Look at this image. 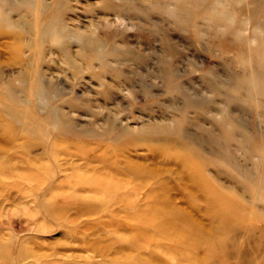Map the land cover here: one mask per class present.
<instances>
[{
	"label": "rangeland",
	"instance_id": "1",
	"mask_svg": "<svg viewBox=\"0 0 264 264\" xmlns=\"http://www.w3.org/2000/svg\"><path fill=\"white\" fill-rule=\"evenodd\" d=\"M178 1L110 0L119 5V13L103 11L101 0L69 1L64 21L73 32L114 33L106 50L118 49L108 63L120 77L115 83L106 75L104 84L93 77L81 64L76 43L69 45V56L48 46L41 68L48 81L59 83L55 93L67 94L46 106L37 101L30 106L38 118L49 107H59L72 134L51 132L48 124H41L44 134L29 135L8 118L0 101V162L13 155L17 164L13 173L0 171V247L10 254L6 264H186L190 258L191 264H222L221 256H207L200 240L188 241L189 246L175 239L163 217L139 225L156 217L154 199L159 195L164 205L182 208L203 233L214 235L223 226L216 203L205 198L189 175L184 160L191 152L188 146L205 156L207 178L242 204L246 223L238 240L249 248L242 254L234 247L226 263L264 264V64L257 53H249L257 44L254 25L263 19L258 13L250 20L241 11V24L226 25L206 13L212 1L195 16L180 10ZM258 6L264 0H255L251 8ZM260 37L264 39V27ZM14 39L13 34H0L1 84L17 79L29 63L27 48L19 56L12 50ZM72 62L81 69L76 76ZM104 85L118 96L103 98ZM74 94L87 99L88 113L73 111L62 101ZM185 116V147L156 137L134 142L112 138L121 127L137 133ZM87 130L100 135L80 137L78 132ZM226 133L238 140L247 135L250 141L243 148L227 140ZM58 138L69 147L65 151L58 145L60 155L49 158L50 184L23 177L27 165L17 159L30 158L34 166L48 162ZM106 173L120 183L111 196L72 182L77 174L91 179ZM185 190L194 192L193 201ZM237 223L232 220L229 227Z\"/></svg>",
	"mask_w": 264,
	"mask_h": 264
},
{
	"label": "bare ground",
	"instance_id": "2",
	"mask_svg": "<svg viewBox=\"0 0 264 264\" xmlns=\"http://www.w3.org/2000/svg\"><path fill=\"white\" fill-rule=\"evenodd\" d=\"M7 1L8 0H0V34H13L15 39L11 46L12 50L17 56H19L21 51L27 48L30 51V59L26 69L17 79L2 82V84L0 82V101L4 106V110L7 111L6 115L9 119L18 123L22 128L21 130L29 135H37L38 133V135L44 134L41 124H48L51 132H56L65 136L72 134V127L63 118V114L59 107H49L40 118H38L37 116H34V111L30 106L31 101H37L39 104L46 106L49 103L51 104L53 100H56L54 98L57 96L63 97L67 94H62V92L59 94L55 93L59 83H55V81L54 83L50 82L45 78L44 72L41 68L44 63V54L50 45V48L60 50L65 56H69V45L71 43H76L79 48L78 58L81 61V64L87 68L93 77L97 78L104 84V77L109 75L113 77L115 83H118L120 80L119 73L115 72L112 66L108 63V59L110 57H117L119 51L117 48L106 50V47H108L107 44L114 39V33L108 31L88 32L87 34H79L77 31L73 32L68 28L64 21L65 14L69 10L70 0H51L49 2H47V0H11L10 4H5ZM165 1L163 0L164 3H167V0ZM206 1H212L214 3L211 9L205 10L206 13L209 12L208 14H211L218 23L226 25L234 24L233 22L241 24L242 22L239 19L241 11H245L250 20L255 18L258 13L261 14L263 19L262 22L260 24H255L253 29L254 38L256 39L257 44L253 49L251 48L252 50L248 49V51L251 50L249 53H257L260 61L264 64V39L261 40L262 37H260L262 28L264 27V6H262V8L261 6L251 8L255 0H180L178 3H181L178 7L181 8L180 10L185 11V13L188 11L195 16L194 13L197 14L201 9H204L202 7ZM244 1H248L246 2V6H243L242 2ZM111 2L110 0H101V9L103 11L119 13V5L118 9L117 5L115 6ZM174 3L176 4V2ZM237 4H241V6L237 7ZM159 5H162L161 2ZM174 11H176V8ZM179 15L180 14H178V16ZM190 16L187 17L189 18ZM24 39H27L26 43L23 42ZM238 43L240 44L239 41ZM71 67L73 68L75 76L81 72L80 66L76 63L72 62ZM104 86V90L100 93L103 98L111 100L114 99V96H118L116 95V92L112 94L107 85ZM62 101H64V103L73 111L84 110V112L88 113V101L85 98H80L79 95L74 94ZM25 119H27L28 122H24ZM186 120L185 116L174 120L172 125H150L144 131L137 133L129 131L126 127H121L119 132L114 137L112 136V138L114 141L119 139L127 140L130 138V140L134 142L145 137H156L160 140L169 141V144L172 146L181 145L185 147L189 145L187 141L185 142L187 139L185 133H183L184 130L182 129V125L183 123H186ZM78 133L80 134V137L88 136V133L95 138L100 135L94 130L79 131ZM223 136L227 140H234L243 148L246 147L250 141L247 135L244 137L242 136L239 140L234 139V135L231 133H226ZM64 143V139L61 138L52 142V152L47 156L49 161H51L49 158L52 159L53 157L60 155L58 153L59 150L56 149L58 145L63 146L65 151L68 150L69 144L65 145ZM77 147H81V145L78 144ZM188 148L191 149V152L184 156V160L186 159L187 165H189V175L197 180L196 187L205 194V198L210 203H216L215 213L218 222L223 226L220 227V229L216 227L217 233L214 235L203 233L200 226H198L193 220L189 219L182 208L169 204L164 205L162 201L159 200V195L157 196V199H154L156 202L154 207L156 217L153 219H145L139 223V225L143 228L148 223H154L157 217H163L164 225L174 231L173 236L175 239L181 242L187 241V245L189 246L190 243L188 241L194 242L200 240L204 243L206 252L209 253L207 256H212L213 254L219 255L221 256L219 262L222 264H228L226 261H228L234 247L240 248L242 250V252L240 250V253L242 254H245L249 248L245 243L243 246H240L241 240H238V234H241V232L245 230L244 224L246 223V218L240 208L242 204L237 201L234 202L227 194L223 193L221 189L218 188V185L207 178L203 173L204 166L206 165V162L204 161L205 156L201 153L197 154V151H192L193 148H191V146H188ZM28 151L29 148L23 149L25 155ZM62 152L65 153L64 151ZM1 153L2 150L0 149V154ZM172 155L173 157H178L175 153L170 154V156ZM13 159L14 156L11 155L7 158L5 157V159L0 162V171L2 173L10 174L15 171L17 164L16 162H13ZM30 160L32 159L29 158V161ZM223 160L227 165L230 164L226 158H223ZM17 161L22 162L23 164L26 163L27 165L23 177L31 178L40 183L50 184L53 175L52 161L51 163L49 161L40 162L41 164L37 166H34L31 162L29 163V161L24 159L18 158ZM132 168L133 171H137L138 167L136 168L135 166H132ZM105 175L106 176L103 177H101V175L93 176L90 179V177L77 174L72 182L95 186L94 190H96L102 197H107L111 196L113 191L120 187V183L118 180L113 179L110 173H106ZM161 191L164 193V190ZM185 193L187 198L191 201L196 197L192 190H185ZM229 193L231 194V192ZM153 197L156 198L155 196ZM57 209L59 210L60 206H57ZM232 220L238 223L236 226L229 227ZM247 241L249 240L247 239ZM9 257L10 254L7 252V249L0 247V260L4 261V264H6L9 261ZM192 259L193 258L188 259L186 264H191V262H193Z\"/></svg>",
	"mask_w": 264,
	"mask_h": 264
}]
</instances>
